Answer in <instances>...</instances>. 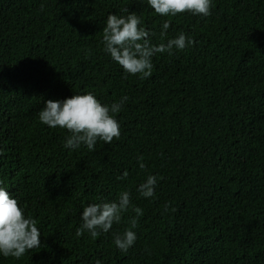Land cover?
<instances>
[{"label": "trees", "instance_id": "obj_1", "mask_svg": "<svg viewBox=\"0 0 264 264\" xmlns=\"http://www.w3.org/2000/svg\"><path fill=\"white\" fill-rule=\"evenodd\" d=\"M125 8L154 45L180 33L194 45L156 54L148 78L125 74L101 42L107 16ZM210 11L161 17L146 0H0V187L41 233L40 248L0 264H264V0H212ZM86 93L105 105L129 97L115 114L120 137L94 151L64 148L69 133L38 112ZM148 175L158 180L144 198L136 189ZM123 191L143 210L127 252L114 233L130 228L132 207L108 233L76 236L83 207Z\"/></svg>", "mask_w": 264, "mask_h": 264}, {"label": "clouds", "instance_id": "obj_2", "mask_svg": "<svg viewBox=\"0 0 264 264\" xmlns=\"http://www.w3.org/2000/svg\"><path fill=\"white\" fill-rule=\"evenodd\" d=\"M147 5L161 17H176L190 13L202 17L211 15L212 0H146ZM123 11L128 12L125 8ZM170 21L165 19L160 33L163 41L167 36ZM151 35L141 26L140 17L135 12L128 15H108L106 26L102 29L103 50L116 62L127 75H139L148 78L152 74V58L158 53L173 54V49L183 51L194 45L195 41L180 33L176 38L167 39L158 45L151 43ZM128 96H122L110 105L102 104L94 94H75L70 98L46 100L44 107L38 112L39 122L50 128L64 129L69 133L64 142V148L78 149L81 145L89 151L95 150L98 141L111 144L120 137V124L115 118ZM143 156L137 157L139 168L144 170ZM125 171L117 179H126ZM158 177L148 175L136 189L140 196L151 198L155 195ZM0 183H3L0 181ZM132 207L130 193L123 191L118 200L111 202L92 203L83 207L80 216L81 224L76 229V236L85 232L95 239L101 233H108L113 224H119L122 214ZM167 211V208L165 209ZM136 216L130 220V228L123 233H114V244L122 252H127L134 245L137 236L132 230L137 227V220L143 210L132 207ZM41 233L37 220L26 216L17 199L3 187H0V255L4 258L20 259L27 252L41 247ZM97 264H100L97 261Z\"/></svg>", "mask_w": 264, "mask_h": 264}]
</instances>
